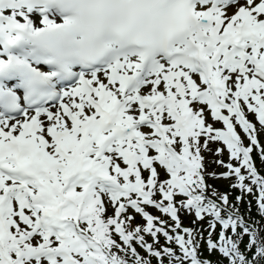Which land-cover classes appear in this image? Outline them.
<instances>
[{
  "label": "snow or ice",
  "instance_id": "obj_1",
  "mask_svg": "<svg viewBox=\"0 0 264 264\" xmlns=\"http://www.w3.org/2000/svg\"><path fill=\"white\" fill-rule=\"evenodd\" d=\"M0 264H264V0H0Z\"/></svg>",
  "mask_w": 264,
  "mask_h": 264
}]
</instances>
